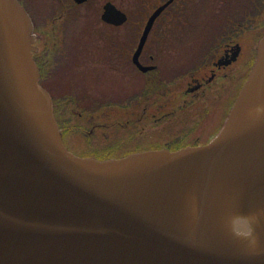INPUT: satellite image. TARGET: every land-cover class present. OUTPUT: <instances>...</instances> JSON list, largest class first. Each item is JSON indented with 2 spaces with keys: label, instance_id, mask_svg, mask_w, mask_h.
Listing matches in <instances>:
<instances>
[{
  "label": "water",
  "instance_id": "95a60500",
  "mask_svg": "<svg viewBox=\"0 0 264 264\" xmlns=\"http://www.w3.org/2000/svg\"><path fill=\"white\" fill-rule=\"evenodd\" d=\"M126 19L103 4L101 20ZM34 38L23 4L0 0V264H264V250L224 224L230 207L264 206V114L253 111L264 103V35L213 139L103 159L63 143ZM257 232L264 247V223Z\"/></svg>",
  "mask_w": 264,
  "mask_h": 264
},
{
  "label": "flooded vegetation",
  "instance_id": "af4514ba",
  "mask_svg": "<svg viewBox=\"0 0 264 264\" xmlns=\"http://www.w3.org/2000/svg\"><path fill=\"white\" fill-rule=\"evenodd\" d=\"M20 1L33 22L32 56L51 94L63 143L74 153L88 149V156L209 142L223 126L264 35V0H230L233 6L220 0L221 20L201 22L197 0H172L138 49L149 16L167 0H136L134 10L118 6L127 15L121 24L101 20L102 4L100 21L92 26L96 37L88 41L94 47L88 49L92 42L86 45L69 26L84 2Z\"/></svg>",
  "mask_w": 264,
  "mask_h": 264
},
{
  "label": "rangeland",
  "instance_id": "374dc122",
  "mask_svg": "<svg viewBox=\"0 0 264 264\" xmlns=\"http://www.w3.org/2000/svg\"><path fill=\"white\" fill-rule=\"evenodd\" d=\"M107 0H87L86 2H84L83 7L80 8V10H78L77 12H74V14L76 15V17L73 19L71 18L70 20H74V22H72V25L70 26V29L72 31V34L75 35V31H80L81 36L86 38V45L90 44L92 42V46L87 48H92L94 47V38L96 37V33H95V28H93L92 26L96 25L97 22L100 21V17L99 14L101 12V6L102 4H104V2ZM113 3H115L117 6L123 8V9H130V10H134L133 5L136 4V0H110ZM223 1V5H237L236 3H230V0H221ZM219 4H222V2H220V0H208V2H205L204 0H197L196 2V6L198 7V11H197V22H201V21H218L221 20V16L222 13L221 12H217L216 10L221 9V7L219 6ZM27 6V5H26ZM28 8V6H27ZM81 14V15H80ZM79 15V17L77 18V16ZM212 16V18H211ZM76 25H81L80 27L75 26ZM123 28H120V30H122ZM126 29V28H125ZM134 34L136 33V30H133ZM120 34V32H118V35ZM93 37V40L91 42L88 43L89 38ZM88 43V44H87ZM89 150L86 148H81L78 147L76 149V154L78 155H82L84 156L86 153H88ZM100 157V156H98Z\"/></svg>",
  "mask_w": 264,
  "mask_h": 264
},
{
  "label": "clouds",
  "instance_id": "9594fccd",
  "mask_svg": "<svg viewBox=\"0 0 264 264\" xmlns=\"http://www.w3.org/2000/svg\"><path fill=\"white\" fill-rule=\"evenodd\" d=\"M253 111L258 115L264 114V103L255 105ZM195 210V205H193V211ZM262 223H264V206L247 211L236 210L233 206L229 208L224 217L227 230L258 252L264 250L261 237L257 232V226Z\"/></svg>",
  "mask_w": 264,
  "mask_h": 264
},
{
  "label": "trees",
  "instance_id": "16d2710c",
  "mask_svg": "<svg viewBox=\"0 0 264 264\" xmlns=\"http://www.w3.org/2000/svg\"><path fill=\"white\" fill-rule=\"evenodd\" d=\"M23 1V0H22ZM98 158H107V157H98Z\"/></svg>",
  "mask_w": 264,
  "mask_h": 264
}]
</instances>
